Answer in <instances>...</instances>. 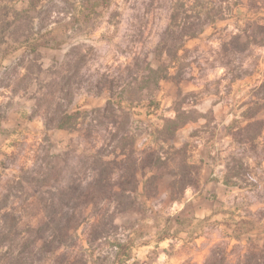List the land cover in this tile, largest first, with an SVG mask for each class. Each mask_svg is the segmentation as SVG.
Listing matches in <instances>:
<instances>
[{"label": "rangeland", "instance_id": "rangeland-1", "mask_svg": "<svg viewBox=\"0 0 264 264\" xmlns=\"http://www.w3.org/2000/svg\"><path fill=\"white\" fill-rule=\"evenodd\" d=\"M0 264H264V0H0Z\"/></svg>", "mask_w": 264, "mask_h": 264}, {"label": "trees", "instance_id": "trees-1", "mask_svg": "<svg viewBox=\"0 0 264 264\" xmlns=\"http://www.w3.org/2000/svg\"><path fill=\"white\" fill-rule=\"evenodd\" d=\"M186 123H187V120L181 118L179 113H177L174 119L170 122L169 128L171 129V131L178 130L179 128L183 127ZM104 173H105V170L100 169L98 171L97 177L94 180V185L97 186L98 189H101V190L110 189L111 187L109 184V179L104 178V175H103ZM128 206L129 205H127V207Z\"/></svg>", "mask_w": 264, "mask_h": 264}]
</instances>
